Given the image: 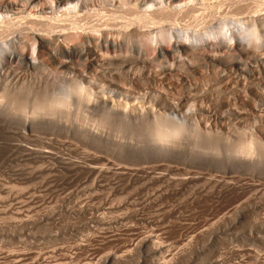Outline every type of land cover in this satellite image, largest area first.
Wrapping results in <instances>:
<instances>
[{
    "label": "bare ground",
    "instance_id": "1",
    "mask_svg": "<svg viewBox=\"0 0 264 264\" xmlns=\"http://www.w3.org/2000/svg\"><path fill=\"white\" fill-rule=\"evenodd\" d=\"M0 123H16L27 133L45 128L44 133L48 129L51 135L89 137L97 140L96 145L117 134L120 146L115 145L121 149L129 147L123 139L144 140L146 152L171 159L186 152L185 147L191 146L185 144L188 134L194 132L198 157L208 148L216 157L223 152L227 164L264 171V0H0ZM46 147L21 149L49 159L53 167L69 172L79 168L77 162ZM95 167L87 171L96 182L107 174L132 176L128 168ZM242 177H221L214 187H220V193H244L254 184ZM145 180L162 182L160 176ZM210 189L206 192L217 191ZM242 202L241 214L248 208ZM136 208L124 215L155 228L131 238L115 259L127 264L143 254L147 261L141 264H182L189 258L199 234L189 231L177 248L173 246L175 250L170 249L155 223L163 216L155 221L140 213L143 205ZM17 210L12 211L17 216L25 211ZM91 210L86 205L75 209L88 225L94 224L92 230L124 223L122 215L107 218ZM25 215L29 218L23 214L20 227L31 223L30 215ZM247 249L239 252L247 255L249 264H264V254ZM21 254L14 253L6 264H28ZM49 255L35 256L38 264L70 263L68 254L54 255L55 259ZM212 262L219 264L217 258Z\"/></svg>",
    "mask_w": 264,
    "mask_h": 264
},
{
    "label": "rangeland",
    "instance_id": "2",
    "mask_svg": "<svg viewBox=\"0 0 264 264\" xmlns=\"http://www.w3.org/2000/svg\"><path fill=\"white\" fill-rule=\"evenodd\" d=\"M133 46H135V43ZM166 47H168L167 44ZM58 92L56 88L55 93L58 94ZM13 124L0 123V209L3 208L0 211V264L9 263V260L14 259L12 256L21 253L25 257L21 256L22 261H29L28 264H32L30 261L34 262L32 258L35 256L38 258L41 256L46 257V255L52 253L49 255V259L51 256L55 259V256L60 255L62 252V255H70L69 264H85L89 262L88 260L92 261L88 264H106V260L109 261L107 264H126V261L123 262L118 259L121 262L119 263L115 259L119 258L118 255L124 252L122 246L131 238L139 234H147L155 228L153 225H148L142 221H133L125 216L127 212L128 215L131 210L134 211V207L139 208L141 205L144 206V209L140 210L143 216L153 218L152 220L155 221L158 217L163 216L162 221L159 218L155 223L159 225L158 229L161 228L159 233L162 235V241L170 249L175 250L173 246L177 248L180 245L178 242L180 237L185 236L186 233L191 234L189 231H193V234H199L201 239L198 242L200 243L197 242L196 247L194 246L195 249L191 248L189 250V254H187L189 258L186 257L185 261L183 260L184 264H213L212 260L216 258L219 260V264H236L238 262L249 264L250 261L247 255L239 252L243 248H249V251L253 249L252 251H257L258 254H264V197H262L264 196V171L243 169L239 164L241 167H238L235 163L231 164V161L230 163L227 161L229 163L227 164L223 158V152L221 156H217L218 160L216 154L207 151L208 148H203V150L200 148L202 152L207 149L205 152H208L206 153L208 156L203 152L202 157L205 156V158H202L201 154L198 157L199 155L195 153L199 148L196 150L197 147L194 145V142L198 139H195L196 134L194 132V134L192 132V134H188L189 139L187 138L185 144L191 146L185 147L187 153L184 151L180 156L177 154V158L173 156L175 159H171V157L146 152L145 147H143V144L145 145L144 140L138 142L135 139V142L134 139L128 138V142V140L123 139L125 143H129V147H124L129 151L126 152V149L119 148L117 134L114 136L112 134L108 140H105L106 142L103 140L105 142L103 145H101L102 142L100 144L101 140L99 141L100 145H96L97 140L94 139L96 142L94 143L93 138L91 140L89 137H85V139L83 137L74 138L75 136L61 137L65 133L57 134L55 131L58 129H50L58 136L54 133L49 134L48 129H46L48 133H44L45 128L44 131L42 128H37L40 133L36 130L27 133L20 128L21 125L18 126L15 123L16 125L13 126ZM110 131L113 132L112 129ZM193 135L194 141L192 140ZM114 139L118 143H115ZM51 140L55 141L52 143ZM115 144L119 146L117 147ZM40 145L47 146L44 149L52 150V152L58 153L63 158H70L77 162L79 168L75 169V172H69L58 165L53 167L55 163L50 162L49 159L39 158L34 154H30L26 149L24 151L21 149L22 147L41 148ZM206 158H208V161H206ZM213 158L216 160H213ZM88 165L90 167L96 166L95 169L103 166L105 168L102 169H106L110 166L109 168L112 171L119 170V167L128 168L132 176L117 178V176L107 174L96 182L92 173H88L89 169L92 168ZM228 165L229 167H224ZM227 173L231 176L235 175V177L239 175V177L243 176L242 178H245L246 176V179L250 183L253 182L254 185L248 189L249 191L245 189L248 191L244 192L245 195L244 190L236 193H220V187H214L215 180L230 176ZM149 176H160L162 182L156 181L153 184L155 182L153 181L147 184L145 179ZM194 178L198 181L191 180ZM191 181L193 182L190 183ZM215 188L217 191L213 192L212 189L215 190ZM201 189L205 190L203 191L204 195ZM208 189L212 190L207 191L210 195L206 194ZM211 192L214 194L217 192V196H220L214 199ZM201 193L203 196H201ZM258 195L261 200L256 197ZM242 200L244 204L245 202L248 204L247 210L250 211L249 213L246 210L241 214L242 209L239 205ZM82 202L84 203L82 204ZM80 205L89 206L95 214L107 218H112L114 215L117 216L116 218H120L122 215L123 219L120 218V220H124V223L121 221L122 225L121 222L114 224L115 226L112 224V227H108L106 230L95 226V229L92 230L94 224L88 225L86 220L81 219V216H79L80 220L77 216L75 209L78 210ZM8 207L9 209H7ZM17 208L18 210L25 209V211L19 210L21 215L17 216L16 212H12L16 211ZM92 210L91 212H93ZM3 212L5 213L3 214ZM9 212L11 215L16 213L12 219ZM23 214L25 217L22 216ZM25 214L30 215L31 221L29 222L31 223H28V226H26L27 224L23 226L21 224L20 227L18 224L22 219L21 217L24 219L28 217ZM19 217V220L16 219ZM126 225L130 227L127 226V228ZM22 227L24 229H20ZM52 248L55 250L52 251ZM58 248L60 249L58 250ZM56 250L58 251L56 252ZM55 252L57 254H54ZM116 253L117 256L114 257ZM146 259L143 254L136 255L127 264H141L147 261ZM113 260L114 262H112ZM34 263H39L36 257Z\"/></svg>",
    "mask_w": 264,
    "mask_h": 264
}]
</instances>
